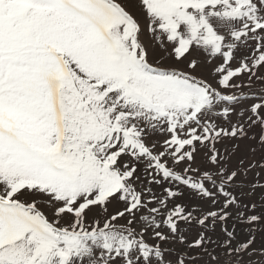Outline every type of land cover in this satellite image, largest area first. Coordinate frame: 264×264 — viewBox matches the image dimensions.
I'll use <instances>...</instances> for the list:
<instances>
[{
	"label": "snow or ice",
	"instance_id": "6c2138e0",
	"mask_svg": "<svg viewBox=\"0 0 264 264\" xmlns=\"http://www.w3.org/2000/svg\"><path fill=\"white\" fill-rule=\"evenodd\" d=\"M0 264H264V0H0Z\"/></svg>",
	"mask_w": 264,
	"mask_h": 264
}]
</instances>
